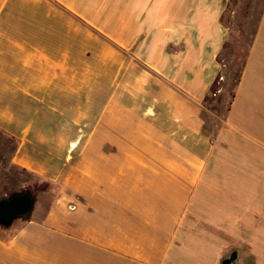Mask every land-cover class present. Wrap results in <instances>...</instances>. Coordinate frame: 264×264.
I'll return each mask as SVG.
<instances>
[{
    "label": "crops",
    "instance_id": "obj_1",
    "mask_svg": "<svg viewBox=\"0 0 264 264\" xmlns=\"http://www.w3.org/2000/svg\"><path fill=\"white\" fill-rule=\"evenodd\" d=\"M228 3L0 0V132L13 164L59 185L42 218L0 229V264H198L202 189L207 233L226 234L216 264H264V5L204 131Z\"/></svg>",
    "mask_w": 264,
    "mask_h": 264
},
{
    "label": "rangeland",
    "instance_id": "obj_2",
    "mask_svg": "<svg viewBox=\"0 0 264 264\" xmlns=\"http://www.w3.org/2000/svg\"><path fill=\"white\" fill-rule=\"evenodd\" d=\"M263 5L264 0H229L225 9L223 20L230 30V36L224 50H222L219 56L222 71L215 87V93L210 94L203 103L204 131L210 137H216L222 122L225 120L226 111L233 99H231L232 91L240 76ZM79 146L78 143H73L69 146L72 157L76 155L74 153L77 152ZM14 148V142L0 132V200L14 193L29 192L34 197L35 203L33 210L28 216L29 218H42L48 205L56 197L59 185L55 184L56 182H48L13 164L11 156ZM58 168L62 169L63 167L59 166ZM212 193L206 189H202L199 194L201 206L194 213L198 216L196 217V225L202 226V229H199V233L202 235L200 243L201 245H205L203 254L195 257L197 261L201 262L198 264H216L218 259H220L219 256L222 253L223 255L226 254V234H216V236H219V239L207 233L208 224L206 223V219L208 218L205 216L206 208L202 206H207L206 200H208V195ZM22 222L23 218L16 219L5 230L14 231ZM0 229L4 230L1 227ZM195 232H198V230ZM184 242L189 241L184 240ZM195 258L193 257V259ZM183 260L186 262H180L176 256L174 263H192L189 259L184 258ZM241 264L251 263L248 261Z\"/></svg>",
    "mask_w": 264,
    "mask_h": 264
},
{
    "label": "water",
    "instance_id": "obj_3",
    "mask_svg": "<svg viewBox=\"0 0 264 264\" xmlns=\"http://www.w3.org/2000/svg\"><path fill=\"white\" fill-rule=\"evenodd\" d=\"M34 197L29 192H19L0 200V226L9 227L14 220L22 218L33 210ZM238 254L233 251L222 264H236Z\"/></svg>",
    "mask_w": 264,
    "mask_h": 264
},
{
    "label": "trees",
    "instance_id": "obj_4",
    "mask_svg": "<svg viewBox=\"0 0 264 264\" xmlns=\"http://www.w3.org/2000/svg\"><path fill=\"white\" fill-rule=\"evenodd\" d=\"M248 53V52H247ZM247 55V54H246ZM246 58V57H245ZM243 66H244V63H243ZM243 66H242V69H243ZM241 72H242V70H241ZM240 75H241V73H240ZM219 78H220V75L217 77V79L213 82V84L211 85V87H210V89H209V91H208V94L206 95V97H205V99H204V101L207 99V97L210 95V94H214L215 92V87H216V84H217V82L219 81ZM239 79H240V76H239V78L237 79V82H236V84H235V87H234V90L232 91V95H231V99L234 97V91H235V89H236V86H237V84H238V81H239ZM204 101H203V103H204ZM23 218V222H26V221H28L29 220V216L28 215H26V216H24V217H22ZM15 221V220H14ZM13 221V222H14ZM13 224V223H12ZM11 224V225H12ZM10 225V226H11ZM9 226V227H10ZM2 229H6V228H8V227H5V226H0Z\"/></svg>",
    "mask_w": 264,
    "mask_h": 264
}]
</instances>
